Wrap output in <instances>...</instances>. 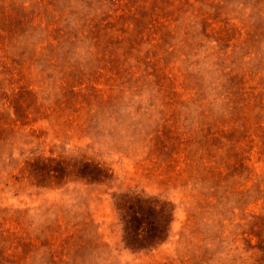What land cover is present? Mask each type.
<instances>
[{"label":"rangeland","instance_id":"1","mask_svg":"<svg viewBox=\"0 0 264 264\" xmlns=\"http://www.w3.org/2000/svg\"><path fill=\"white\" fill-rule=\"evenodd\" d=\"M0 264H264V0H0Z\"/></svg>","mask_w":264,"mask_h":264}]
</instances>
